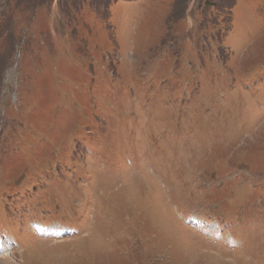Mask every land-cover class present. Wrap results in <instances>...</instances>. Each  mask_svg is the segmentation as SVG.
Here are the masks:
<instances>
[{
	"label": "rangeland",
	"instance_id": "1",
	"mask_svg": "<svg viewBox=\"0 0 264 264\" xmlns=\"http://www.w3.org/2000/svg\"><path fill=\"white\" fill-rule=\"evenodd\" d=\"M0 264H264V0H0Z\"/></svg>",
	"mask_w": 264,
	"mask_h": 264
}]
</instances>
